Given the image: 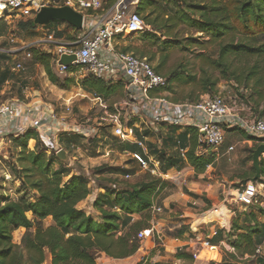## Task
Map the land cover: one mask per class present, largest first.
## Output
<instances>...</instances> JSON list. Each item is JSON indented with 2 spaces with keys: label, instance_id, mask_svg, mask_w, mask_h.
<instances>
[{
  "label": "trees",
  "instance_id": "trees-1",
  "mask_svg": "<svg viewBox=\"0 0 264 264\" xmlns=\"http://www.w3.org/2000/svg\"><path fill=\"white\" fill-rule=\"evenodd\" d=\"M184 1L173 0V8L169 13L175 8L173 15L176 22L187 24L195 32L206 33L217 48L213 54L202 55L203 65L198 75H189L187 79H184V76L177 78L191 82L197 90V98L201 94H215L218 91V82L221 80H233L238 87L242 83L247 85L253 80L257 103L264 102V0H204L187 3ZM154 4H156L155 0H140L136 6V11L140 14L144 13L142 17L151 28L150 31H143V34L138 36L140 39L155 38L161 29L168 27V14L161 12L165 14L162 23H158L157 18H149V15L156 13L157 8ZM158 8L160 12L161 6ZM0 23H3L0 28V36H3L8 33L5 30L6 25L10 24L2 19ZM61 24L75 33L78 32L61 20L50 21L44 26L54 29ZM17 27L28 30L36 28V25L31 18H22L18 20ZM62 34L63 30L57 32V35ZM237 35L243 37L240 39L236 37ZM258 39L262 40L258 41ZM5 57H7L5 54H0V58ZM31 62L40 64L48 81L58 89L66 90L68 84L73 81V77L64 79L58 77L53 70L51 58L46 53L32 50ZM249 63H251L249 68L244 67V64L249 65ZM74 71L70 68L66 74ZM174 77L175 74L167 78L166 90L171 89L169 83ZM9 79L17 78L7 70L1 72L0 86ZM80 87L103 100L111 101L116 96L120 98L123 96L122 82L111 84L90 74L83 76ZM22 96L23 94H20L17 97ZM239 97L253 111L249 99L252 95L242 94ZM260 114L259 116H263L264 110ZM165 128L164 135L161 130L156 133L147 129L143 132L138 130L135 132L139 139H142L143 135L147 137L145 143L150 153L159 160L162 172L179 168L187 162L194 168L195 173L199 174L204 172L208 164H214L213 157L204 159L195 155L198 136L196 129L178 131L173 126H165ZM234 130L238 128L227 129L226 133ZM11 137H14L22 149L17 160L9 163L8 167L15 180H18L23 187L32 190L36 199L20 195L15 199L6 198L0 204V264H43L47 255L51 257L50 264H96L102 253L112 258H124L138 250L140 241L136 240L133 234L140 230L142 223L140 220L132 221L131 215H147L145 220L146 222L149 220L150 206L162 184L159 177L144 172L135 182L121 183L116 186L117 189H113L111 184L106 185L104 187L107 189L106 193L98 192L94 199L93 207L101 215L100 220H96L77 207L91 194L88 181L90 178L85 175L81 166H76L78 174L73 175L74 167L59 160L54 151H49L48 144L32 130H27L21 136ZM151 137L156 138L155 142L151 141ZM29 139L35 140L33 150L26 148ZM78 139L82 138L72 135L61 137L59 141L62 148L67 151L77 146ZM95 140L99 139L90 141ZM31 144L32 141H29L30 146ZM254 145L256 147V144ZM179 148H188L185 158L179 155ZM122 149L124 152L140 150L136 144L123 142ZM250 155L252 158V154ZM251 169L255 172L253 167ZM262 173L264 167L261 168ZM68 176L69 178H66ZM90 177L96 182L93 175ZM245 182L241 181L242 184ZM257 209L259 214L264 215V208L257 206ZM28 212L31 214L30 217L27 216ZM241 213H237L236 219L232 218L234 222L231 228L236 235L229 241L234 250L243 256L253 254L256 247L262 245L264 223H259L257 213L253 211ZM48 217H51L50 224H40ZM18 228H25L20 240L21 244L13 243L12 239V232ZM124 228L127 229L123 230ZM186 229V225L177 221L168 224L166 231L169 235L180 236ZM216 234L210 240L211 243L216 244L222 237L223 231L218 229ZM177 256L185 257V254L178 253ZM258 261L264 264V258H259Z\"/></svg>",
  "mask_w": 264,
  "mask_h": 264
},
{
  "label": "rangeland",
  "instance_id": "rangeland-1",
  "mask_svg": "<svg viewBox=\"0 0 264 264\" xmlns=\"http://www.w3.org/2000/svg\"><path fill=\"white\" fill-rule=\"evenodd\" d=\"M139 1L140 0L137 1L136 5H131V9L136 10ZM188 1L203 2L204 0H185L184 2L187 3ZM70 2H74V0ZM101 2L102 5L106 7L111 4L113 0H101ZM155 2L156 4H154V6L157 8L156 13L149 15V18H157V22L162 23L164 21L163 16L168 14V27L166 29H161V32L157 33L156 37L151 39H140L138 36L143 33H138L139 35L126 33L124 38H119L116 41V49L118 51L134 53L140 57H146L153 65L155 71L166 78L175 74V77L169 83L171 89L166 90V95L169 100L174 102L196 101L198 99V94L196 88L193 87V84L191 82L180 80L177 77L184 76V79H187L189 75H198L199 69L203 65L201 61L202 55H206V53L213 54L216 51L217 45L209 39L206 33L195 32L194 29L187 24H179L176 22L173 15L175 8L172 13H169L173 8V0H155ZM67 3L68 0H50L49 5L60 6L61 4ZM74 6L76 9L78 8L76 5ZM158 6H161L162 8L160 9V12ZM161 12L165 14H161ZM143 14L144 13H141L142 16H144ZM18 20L19 19H14L10 25H6L5 30L8 33L0 36V54L3 53L7 56L5 58H0V73L7 70L8 73L15 74L17 78L13 80L9 79L1 84L0 101L20 96V94H24L27 91L39 92V94L45 99L53 100L56 98L53 95V92L58 88L55 86L56 89H54V86H52L53 84L48 81L43 67L40 64H33L31 60H27L24 62L23 70L13 71L12 62L15 59V56L14 53L10 51L12 47L18 46L10 43L11 38L30 41L42 37L43 32L51 29V27L36 26L34 29L22 30L17 27ZM2 26L3 23H0V28ZM64 26L65 25L63 24L58 25V27L63 30L64 39L70 40L71 31ZM236 37L241 39L243 36L237 35ZM259 40L261 41L262 39H258V41ZM21 57L22 54H19L18 59ZM251 63H249V65L244 64V67L249 68ZM116 69L120 71L119 67H116ZM86 74L88 73L85 70H80L73 74H62L58 77L60 79L73 77V81L68 84L65 93L68 96H73L72 100H74V106L81 114L82 118L86 116H91L92 118L104 117L106 113L109 114L113 111V104L121 102L123 96L121 98L116 96L114 97V100L111 101L100 98V102L96 103V101L92 99V96L87 94L84 95L82 90H80L81 79ZM245 74L243 75L246 76ZM214 75H216V73H214ZM117 80H120L121 82L120 77H117ZM253 83V80H251L247 85L242 83V85H239L238 87L233 80H221L218 82L217 92H220L229 103H231L232 98L234 97L241 103L243 101L240 99V95L251 94L252 97L249 98L252 106L251 108L253 109L254 114L259 116L261 115V111L264 110V102L261 101L259 104L257 103V96L254 93ZM51 90H53V92ZM261 90H263V88ZM121 106L123 107V105ZM101 124L102 125L99 126L102 131L101 140L87 141L85 139H78L79 143L77 146L69 148L66 151L69 157L67 164L70 167H74V170H72L73 175L78 174V172H76V166L79 165L85 174H91L96 179L95 182L93 178L91 179L89 176L90 179L95 182L91 185V194L93 192L96 193V190L98 189L99 193L101 192V194H105L107 189L104 187L106 185L111 184L118 186L121 183H132L138 180L144 173L138 168L137 164L131 160L129 154L124 152L122 149V141L113 134L108 120L103 121ZM105 125L107 126L105 127ZM139 125L144 127L143 124ZM160 130L164 135L166 128L159 127L158 131ZM249 137L239 129L227 131L223 148L220 150V154H223L214 162L211 168L206 167L200 176L192 170V167L189 164H185V166H190L191 168L184 171L185 174L183 179H185L184 182L180 184L179 188H181L182 193L191 198L197 197L198 194L202 200H196V204L186 203L187 206L169 200L167 206H169L172 212L168 213V211H164L172 216L175 215L174 212L179 214L182 213V220L184 222L187 223L188 220L195 221L193 227L192 225H186L187 228L190 226V229L194 230L196 225H201L200 230L203 231L205 235L209 226L217 224L227 239L233 240L236 233L234 234L232 232L231 226H233L234 222V219L232 218L236 219L235 216L238 215V212L233 215L230 212L220 210V207L222 208L224 204L225 207L231 211L234 209L233 206H239L238 202L231 199L236 196V192L233 190L236 189V184L239 185L238 180L246 181L255 175V172L251 169L252 162L250 158V154H252L255 145L253 142L250 143L249 140L253 139ZM155 140V137H151L152 142H155ZM229 144H234V149L229 154H224V151ZM32 146L33 145L30 146L27 142L26 148L28 150H32ZM21 149L22 146H18V142H16L14 137L11 136L4 138L0 144V204H2L3 200L6 198L15 199L20 195H26L30 198L36 199V195H34L32 190L23 187L15 180V177L12 175L8 167L9 163L17 160ZM171 151L173 150H170V152ZM54 166H56V164H54ZM262 167L263 166L261 165V168ZM121 170H129L132 172H123ZM4 173H8L12 178L4 180ZM69 176L66 178H69ZM262 176L264 179V173H262ZM223 180H226V182ZM160 182L162 184L160 190L157 192V197L158 205L162 206L164 198L168 196L175 198V194L177 191H180V189H177L176 182L174 181H161L160 179ZM191 183L194 184V187L201 190V193L193 192L190 189L192 188L190 186ZM206 187L211 188L213 196L209 194L206 195ZM91 200L92 197L87 200V203H85L81 210H85L84 212L91 216L93 215L94 219H100L101 215L96 209H94V201ZM221 204L222 206H220ZM214 208H217V211H215ZM164 211H162L161 214H164ZM29 213L30 212H28L27 216H29ZM146 218L147 215H144L141 216V218L136 219V221L140 220L142 223L140 230L148 229L149 225L145 220ZM260 218L262 219V217ZM50 222L51 217H48L41 221L40 224L48 225ZM163 228L160 229L161 233L164 235H162L161 238L165 239L166 236L172 237V235H169L166 231L167 226H164ZM126 229L127 228H124L123 230ZM24 233L25 228L14 230L12 232L13 243L21 244L20 240ZM133 237L140 241V246L137 251H142V248L144 249L140 264H260L258 261L259 258H264V240L262 245L259 246V252H256L255 249L253 254H246L243 256H240L235 250L230 251L227 247L223 246L220 247V252L216 255L208 250L201 249V246L197 244L195 245V249L190 253L179 251L185 254V257H182V259L185 258V260L182 262V259L175 257L177 255H174V253H168L169 249L161 245L162 242L160 239H152L151 236H148L147 239H139L137 237V232L133 234ZM228 243L232 246L230 242ZM256 248H258V246ZM99 257L97 261H99ZM175 259H179V262H176ZM50 260L51 257L47 255L43 264H50Z\"/></svg>",
  "mask_w": 264,
  "mask_h": 264
},
{
  "label": "built area",
  "instance_id": "built-area-1",
  "mask_svg": "<svg viewBox=\"0 0 264 264\" xmlns=\"http://www.w3.org/2000/svg\"><path fill=\"white\" fill-rule=\"evenodd\" d=\"M70 1L72 0H68L67 4L74 9L76 5V10L83 15L81 29L76 33L71 31L70 40H65L63 34L57 35V32L62 31L60 27L45 30L42 37L30 41L11 38L10 43L18 45L10 50L15 56L12 70H23L24 62L32 60V50L48 54L58 76L73 68L74 72L85 70L95 78L112 81L117 79L116 67H119L123 84L122 101L113 104V111L106 113L104 117L82 118L71 99L52 101L40 94L12 97L0 101V140L7 136H21L27 130H32L48 144L49 151L56 154L63 149L59 139L64 136H80L87 141L100 140L102 131L99 126L108 120L116 137L123 143L136 144L140 148L139 151L127 152L139 169L161 180L174 182L181 177L183 168L162 172L159 160L150 153L145 143L147 137L143 135L142 139L137 138L136 130L143 132L147 129L156 133L159 127L165 126L176 127L178 131L194 128L198 133L195 155L204 159L213 157L215 161L220 157L227 129L237 127L253 138L256 145L264 143V116L255 115L245 103L238 102L235 97L229 103L220 92L202 94L196 101H171L166 95L167 78L157 73L146 57L116 49V41L126 33L150 30L142 15L131 9V5H136L138 0H113L106 7L101 0ZM49 4L50 0H0V19L7 24L14 19H32L42 6ZM19 54H22L21 60L18 59ZM63 55L74 58L68 64H62L60 58ZM130 122L133 123L130 125ZM233 148V145H229L227 152ZM187 150L188 148H179V155L185 158ZM211 166L208 164L206 167ZM172 170L173 173H170ZM11 178V175L4 173V180ZM94 183L89 180L90 189ZM239 186L242 189L239 190L241 192L237 201L244 205L259 203L261 186L257 181H246ZM111 187L117 189L115 185ZM151 210L155 213L161 211V208L151 206ZM225 212L235 214V211L227 208ZM148 225L147 230L137 232V237L161 239L162 233L155 220H149ZM215 234L216 230L213 232ZM194 243L216 255L222 246L203 238L196 239ZM256 252H259V248Z\"/></svg>",
  "mask_w": 264,
  "mask_h": 264
},
{
  "label": "crops",
  "instance_id": "crops-1",
  "mask_svg": "<svg viewBox=\"0 0 264 264\" xmlns=\"http://www.w3.org/2000/svg\"><path fill=\"white\" fill-rule=\"evenodd\" d=\"M69 30L70 31H73L71 29H69ZM150 30H151V28H150ZM150 30H147V31H150ZM139 33H143V32H139ZM135 34L137 35V33H135ZM117 77H120V79L122 80V77H121V69H120V71H118ZM118 81H120V80L113 79L112 81H109V82L112 84V83H116ZM52 86H54V85H52ZM54 89H56L55 86H54ZM80 90H82V92L84 93V95L87 94V95L92 96V99H94L96 101V103H99L100 102V97L94 96V94L83 90L81 87H80ZM51 91L53 92V90H51ZM65 92H66V90L56 89V91L53 92L54 93L53 95L56 98H54L53 100H60V101H63V100L65 101V100H68V99H71L72 100L73 99V96H70V95L68 96V95H66ZM25 93L26 94H33V95L39 94V92H36V91H32V92L31 91H27ZM72 101H74V100H72ZM74 108H75V106H74ZM3 139L0 140V144L2 143ZM29 141H32L33 142V144H31V145H33L31 147L32 150H33L34 149V145H35L34 144V139H29L27 141L28 144H29ZM249 141H250V143L253 142L255 144V142L253 140H249ZM223 145L221 146L220 150L223 148ZM229 145H233L234 146V144H229ZM227 147H226V149L224 151V154H229L234 149L233 148L231 151L227 152ZM222 154H220V156ZM251 162H252V158H251ZM185 164H189V163L185 162L182 166L179 167V168H183V166H184V169H183V172L181 173V177L176 182V187H177L178 190L180 189V191H177V193L175 194V198L173 196H172L173 198H171V196H168V197L164 198L163 201H162L163 202L162 203V206L161 205H158V197H157V194L153 198V201H152V205L151 206L160 207L161 208V211L154 213V212H152L151 206H150V210H149L150 218H149V220L150 221L151 220H155V222L157 223V227L159 229L163 228L164 226H167L170 223L177 222V221H181L184 225H190V226L192 225V227H193V224L195 223V221H193V220H188V222H187L188 224L186 222H184L182 220L183 219L182 213L179 214L177 212H174L175 215L173 214L174 216H172V215H168L167 212H165V211H168V213H171L172 212V210L169 208V206H167L169 204L168 203L169 200L176 201L178 203H181V205H184V206H187L186 203H194V204H196L197 203L196 200H199V201L202 200L201 197L198 196V194H197V197H192L191 198V197L185 195L184 193H182L181 188H179L180 187V184L183 183L184 182V179H185V178L183 179L184 174H185L184 171L186 169H189V168L192 167L190 164L189 165L191 167L190 166H185ZM261 165L264 167V155L261 156ZM192 170L194 171V168L193 167H192ZM193 171H191V172H193ZM170 173H173V170L170 171ZM200 174H202V173H199V176H200ZM223 181L226 182V180H223ZM238 181H239V184H240L241 181H243V180H238ZM246 181H249V180H246ZM263 181H264V179H263V176L261 174L260 178L257 180V184H259L261 186V188L259 186V188H260V191H259V203L258 204H255V205H257L258 207H262V208H264V184H263L264 182ZM17 182H19V181H17ZM193 185L194 184H192V183L190 184V186L192 187L190 189L193 192H195V193H201V190H199L197 187H194ZM235 188L236 189H234L233 191L236 192V196L235 197H232L231 199L234 200V201H237L236 198L240 194L239 192H241L239 190H241L242 188L238 184H236V187ZM98 192H99V189L96 190V193L94 192L92 195L91 194L88 195V197L85 200L81 201L78 204L77 207L79 209H82L84 207L85 203H87V200L90 197H92V200L91 201H94V199L96 198V194ZM208 194L211 195V196H213V192H212L211 188H207L206 187V195H208ZM237 202L239 203V206L240 207L238 205L237 206H233L234 209L232 211L238 210L239 213L245 212V211L246 212L247 211H253V212L257 213V220L259 221V223H261V224L264 223V219H263L264 215H261V214L258 213L257 206L244 205L243 203H240L239 201H237ZM220 206H222V204ZM248 206H251V207H248ZM224 209L226 210V207L223 204L222 208L220 207V210L225 211ZM214 210L217 211V208H214ZM83 211H85V210H83ZM162 211H164V214H161ZM159 214H161V215L158 216ZM30 216H31V214L29 213V216L28 217H30ZM141 216H142L141 214H133V215H131V219H132V221H136V219L141 218ZM259 216L262 217V219ZM92 217H93V215H92ZM96 220H100V219H96ZM190 226L180 236H172V237H170V236L167 237L166 236L165 239L164 238H161L160 239L161 242H162L161 245L163 247L169 249V251H168L169 254H173L174 253V255H177L178 253H181L179 251H183V252H186V253H190L193 249H195V245H197V243H194L196 239H202L203 238V239H206V240L207 239L208 240H211L212 238H214L217 235V234L213 235L214 230H216V232H217L218 229H221L219 226H217V224L216 225H211V226L208 227V231H206V235H205V233H203V231L200 230V228H201L200 226L201 225H196L195 228H194V230L193 229H190ZM20 229H22V228H20ZM152 239H156V237H152ZM227 241L230 242L227 239V237L225 236V234L223 233L222 237L218 240L217 243H220L223 247H227L230 251H234V248ZM258 248H259V246H258ZM145 253H146V248H145ZM143 254H144V249L143 248H142V251H135L133 254H131V255L127 256V257H124V258H112V257H109V256L105 255L104 253H102L100 255V257H99V261H97L96 264H140V261L142 259ZM175 257H177L179 259H182V257H178V256H175ZM179 259L178 260L175 259L176 262H179ZM183 260H185V258L182 259V262H184ZM154 261H156V260H154Z\"/></svg>",
  "mask_w": 264,
  "mask_h": 264
},
{
  "label": "water",
  "instance_id": "water-1",
  "mask_svg": "<svg viewBox=\"0 0 264 264\" xmlns=\"http://www.w3.org/2000/svg\"><path fill=\"white\" fill-rule=\"evenodd\" d=\"M52 20H63L76 30L82 27L83 15L81 12L74 9L68 4L61 6L45 5L32 18V22L36 26H44ZM134 34V33H131ZM74 57L63 55L60 58V63L68 64ZM264 154V143L256 145L252 152V166L255 170V175L249 179L251 182L257 181L261 176V156ZM56 156L64 163H68L69 157L64 149L56 152Z\"/></svg>",
  "mask_w": 264,
  "mask_h": 264
}]
</instances>
